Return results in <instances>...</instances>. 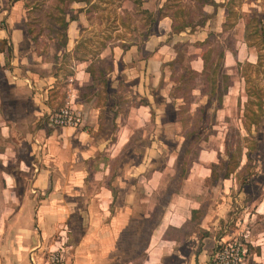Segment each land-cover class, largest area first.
Wrapping results in <instances>:
<instances>
[{
    "label": "rangeland",
    "instance_id": "rangeland-1",
    "mask_svg": "<svg viewBox=\"0 0 264 264\" xmlns=\"http://www.w3.org/2000/svg\"><path fill=\"white\" fill-rule=\"evenodd\" d=\"M160 2L164 0H144L138 6L133 0H0V27L22 29L26 37L20 45L27 51L26 59L19 64L22 73L30 70L33 77L56 74L49 97L52 111L71 104L72 89L79 85V102L85 104L89 123L95 120L90 116L94 114L92 106H101L102 124L97 132L108 133L110 141L119 128L124 134L122 139L129 137L121 146L120 157L127 166L140 160L149 147L159 148L156 165L165 163L166 169L154 196V212L149 220L140 212L136 222L142 232L139 237L130 234L131 230L124 231L123 252H118L122 260L118 257L117 264L146 258L145 233L153 219L158 221L173 192L180 187L182 190L181 183H198L194 189L202 196L197 197L204 201L202 211L209 213V220L211 216L215 219L219 210L224 214L218 224L220 230L238 227L215 245L234 240L247 243L249 251L240 263L245 264L253 249L250 236L264 231V212H258L264 210V202L260 204L264 200V0H212L204 5L202 0H169L164 11L179 5L177 23L187 18L190 24L181 30L162 32V36L155 33L158 21L151 23ZM146 7L151 14L142 12ZM64 17L76 18L70 30ZM73 29L74 46L67 50L68 32L71 34ZM149 35L152 38L145 44L143 40ZM2 40L0 48L9 47L8 39ZM109 42H119L124 48L131 44L139 49L144 46L145 51L134 52L136 58L120 60L116 72L107 47L106 57L98 55ZM144 53L152 57L146 62L148 77L141 76L143 63L137 56ZM11 56L7 48L0 64L2 245L10 244L20 232L16 226L9 233L10 217L21 208H25L24 214L34 216L37 199L51 189L42 194L31 183L36 174V151L40 149L34 144L33 132L43 123L48 124L49 114L35 119L30 116L31 101L10 94V81L17 82L10 72L14 65ZM85 61L94 76L89 84H82L81 77L74 74V68H83ZM94 85L97 92L92 94ZM135 104L148 105V120L129 125L126 115ZM181 121L186 123L184 129ZM184 176L188 177L186 181H182ZM115 180L113 175L110 181ZM108 184L114 188L113 183ZM81 191L86 193V189ZM23 197H33L34 203L24 206ZM75 213L83 214L79 209ZM253 213L258 216L250 220ZM35 236H31L33 241ZM40 247H32L29 257ZM214 252L213 248L208 264ZM155 257L150 264H181L176 255L158 252Z\"/></svg>",
    "mask_w": 264,
    "mask_h": 264
},
{
    "label": "crops",
    "instance_id": "crops-1",
    "mask_svg": "<svg viewBox=\"0 0 264 264\" xmlns=\"http://www.w3.org/2000/svg\"><path fill=\"white\" fill-rule=\"evenodd\" d=\"M165 1L158 4L157 10ZM75 19L68 21L69 30ZM155 21H158L156 24L158 30L155 32L157 35L162 36V32L172 30V19L169 15H162ZM159 23L163 24L162 28ZM150 35L143 40L145 44H148L152 38ZM74 36V29L71 30V34L70 31L68 32L65 45L67 50L73 48ZM5 38L8 39L9 47L0 48V64H3L5 51L8 48L12 52L10 63L14 64L9 70L17 79V82L10 81L9 92L14 93L16 97H27L28 101H31L30 112L33 115L30 116L35 119H40L41 116L44 118L53 108L49 97L50 91L55 87L57 76L48 73L33 77L30 70L22 73L19 64L26 59L27 51H24L20 45L26 37L22 29L8 25L0 27V40ZM106 45L98 55L101 58L106 57L107 47L109 55L113 57L116 72L120 60L126 61L131 56L136 58L134 52L145 51L144 46L139 49L135 44H131L129 48H124L119 42H109ZM33 54L36 55L35 52ZM137 56L143 63L141 76L148 77L150 69L146 67V62L152 57L147 53ZM88 64L89 62H86L83 68H74V74L81 77L82 84H89L93 79L87 71ZM131 71L134 74L135 70L131 68ZM112 87L114 91L116 88L114 85ZM91 88L92 94L97 92L96 85ZM72 90L70 105L78 112H82V121L78 126L59 127L43 123L35 128L34 144L40 149L36 151L37 159L36 163H33L36 174L31 183L37 185L38 191L42 194L47 189H51L46 196L42 195L37 199L34 216L30 214L28 216L26 212L24 214L25 208H21L10 217L9 233L12 234L16 226L20 227V232L10 244H0V264H28V262L46 264L47 252L60 243H63L67 264H117L118 257H121L120 261L122 260V255H118V252H123L124 231L131 230L130 234L139 237L142 232L136 222L140 219V212H143L142 216L147 220L154 212L156 205L154 196L161 187L160 178L166 169L165 163L161 166L156 165L159 148L155 150L149 147L140 160L127 166V162L120 157L121 146L129 137L122 139L124 134L118 128V131L113 133L115 138L110 142L108 133L97 132V127L102 124L99 118L100 104L92 106L95 115L90 116L95 117V120L91 119L92 122L89 123L88 111L86 107L83 108L85 104L79 102V85ZM89 101H92V98ZM145 106L148 105H131L126 115L127 124H143L147 121ZM113 175L116 177L114 182L110 181ZM187 179L188 177L184 176L182 181ZM108 183H113L114 188ZM231 184L229 183V186ZM181 185L182 190L180 187L178 191L173 192L174 197H170L169 204L162 211L158 221L153 219L150 229L145 233L147 238L143 252L146 253V258L142 259V262L132 258L126 264H150L158 252L179 256L181 264H208L216 242L229 238L237 230L238 227H234L231 231L226 228L220 230L218 224L224 217L220 210L215 219L211 216L209 220L207 217L209 213L202 211L204 201L197 197L202 196L199 195L198 189H194L198 183H181ZM81 188L86 189L85 194ZM263 202L262 199L260 204ZM33 203V197L22 199L24 206ZM78 209L82 211V216L75 213ZM256 215L258 216V213H253L250 220ZM32 230L36 231V236L33 235ZM263 234L264 231H260L250 236L253 249L245 264H264ZM31 236H35L34 241ZM38 244H41V247L33 251L29 257L30 249ZM42 248L45 249L44 253ZM38 252L43 254L40 255Z\"/></svg>",
    "mask_w": 264,
    "mask_h": 264
},
{
    "label": "built area",
    "instance_id": "built-area-1",
    "mask_svg": "<svg viewBox=\"0 0 264 264\" xmlns=\"http://www.w3.org/2000/svg\"><path fill=\"white\" fill-rule=\"evenodd\" d=\"M81 122V115L75 107L65 105L58 111H51L48 116V124L53 126H78ZM220 247L214 252L210 264H240L249 251L247 243L242 241H230L225 244L219 243ZM46 264H67L63 243L56 248L50 249L45 257Z\"/></svg>",
    "mask_w": 264,
    "mask_h": 264
},
{
    "label": "trees",
    "instance_id": "trees-1",
    "mask_svg": "<svg viewBox=\"0 0 264 264\" xmlns=\"http://www.w3.org/2000/svg\"><path fill=\"white\" fill-rule=\"evenodd\" d=\"M61 2L62 1H64V0H60ZM77 1H81V0H77ZM85 1H87V0H85ZM133 2H134V4H135V6H138V5H140L141 3H142V0H133ZM169 2V0H166L165 1V3L163 4V6H161L159 9H158V13L156 14V15H153V13H152V15H151V23L153 22V21H155L157 18H160V16H162V15H169L170 17H171V19H172V24H171V28H172V30H175V29H179V30H181V29H184L185 27H187L190 23V20L189 19H187V18H184V22L183 23H177L178 22V20H177V11L180 9V6L178 5V6H176L174 9H172L170 12H166V11H164V9H166V7L168 6V3ZM210 2H212V0H202V5H204V4H206V3H210ZM142 12H145V13H148V14H151V11H149L147 8H144V9H142ZM73 18H75V17H69V19H65V17H64V20H65V23L66 22H68L70 19H73ZM3 41V40H2ZM87 71L91 74V76H92V78L94 77L93 76V74H92V70L90 69V66L88 65V67H87ZM100 71L101 72H104V70L103 69H100ZM100 71H99V73H100ZM101 74V73H100ZM195 74H198L197 72H195ZM103 76V75H102ZM184 98V97H183ZM198 108V107H197ZM198 109H202L201 107H199ZM182 122V126H183V129L186 127V123H184L183 121H181ZM196 128H197V126H196ZM196 128L195 129H193V131L194 130H196ZM191 132V131H190ZM183 134L184 135H186L187 134V131L185 130V132H183ZM220 247V245H215V247H214V251H216L218 248Z\"/></svg>",
    "mask_w": 264,
    "mask_h": 264
}]
</instances>
